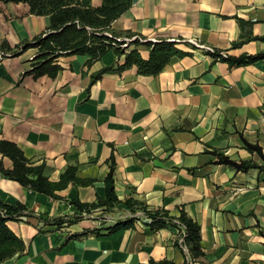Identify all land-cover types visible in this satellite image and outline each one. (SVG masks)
I'll return each instance as SVG.
<instances>
[{"label": "crops", "instance_id": "1", "mask_svg": "<svg viewBox=\"0 0 264 264\" xmlns=\"http://www.w3.org/2000/svg\"><path fill=\"white\" fill-rule=\"evenodd\" d=\"M49 24L48 15L31 13L26 2L0 0V53L7 54L0 55V137L35 164L44 162L50 180L75 166L87 182H68L52 197L0 169V202L19 201L30 212L7 221L23 247L0 264H149L163 258L264 264V58L229 65L194 43L235 56L264 50V40L256 38L264 36V0H131L111 22L125 52L136 47L150 56L151 46L134 45L129 33L143 41H175L184 51L155 74L140 73L135 64L117 70L125 55L109 48L91 61L88 54L63 53L54 61L60 66L55 75H36L30 69L38 49L13 50ZM247 144L260 146L263 156ZM220 155L258 167L239 170ZM0 161L12 167L1 153ZM111 163L120 200L175 216L183 211L199 226L201 252H192L186 240L183 251L172 225L152 229L140 219L109 232L129 215L123 204L72 219L78 212L72 199L105 197ZM55 218L72 221L57 226Z\"/></svg>", "mask_w": 264, "mask_h": 264}, {"label": "trees", "instance_id": "2", "mask_svg": "<svg viewBox=\"0 0 264 264\" xmlns=\"http://www.w3.org/2000/svg\"><path fill=\"white\" fill-rule=\"evenodd\" d=\"M3 1H23L29 6V11L38 15H48L50 24L41 34L35 36L32 40L24 41L15 46L13 53L22 51L28 47H36L37 54L31 59V69L34 74L39 75L47 73L55 75L60 66L54 61L63 54L82 53L88 54V60L99 58L107 49L113 48L117 52L124 53V63L118 65L117 70L135 64L138 71L143 74H155L159 72L167 63L170 56L181 55L184 51L175 46V41L169 40H140L132 39L134 45L145 42L151 46L150 56L143 58L136 47L124 51L121 43L123 40H117L114 32L111 30V22L123 13L131 4V0H102L99 6H94L89 2L81 0H3ZM105 32H110L107 35ZM134 34L129 33V37ZM139 36V35H136ZM140 37V36H139ZM255 37V36H254ZM143 38V37H141ZM264 40V36L256 37ZM243 40L233 43L238 46ZM12 49V48H10ZM211 55L214 60L227 61L229 65H239L251 63L264 58V50L257 53H241L238 56L228 54L223 50L214 47L213 51H205ZM109 68H105L107 70ZM102 72V71H101ZM100 75V73H97ZM251 151H257L263 156L261 148L258 145L247 144ZM0 153L8 156L12 160L11 168H4L0 161L1 171L9 178L17 180L22 185L35 191L57 197L56 190L64 188L68 182L85 183L87 181L80 179L76 174L75 166H68L59 179L50 180L43 172L44 162L35 164L28 158L23 149L14 141L0 137ZM264 157V156H263ZM219 160L227 163L239 170H246L252 167H258L253 160L233 161L224 155H220ZM114 166L111 163L110 169L104 179L105 197H98L93 202H82L78 198L72 199L78 212L72 219H79L82 214L92 213L97 209L104 211L119 208L123 204L126 210L131 213L141 212L140 215H133L125 219L116 220L111 226L107 227L109 232L120 228L131 227L137 219L150 218L146 222L152 229H157L165 225H172L180 228L179 223L185 225V240L192 252L200 253V234L199 226L195 221L189 218L183 211L179 215H171L165 209H150L145 204L131 198L120 200L114 190ZM25 204L17 201L14 203L0 202V261L14 255L23 247L22 240L8 227L7 221L11 219H20L22 216L29 215ZM72 220L66 218H55L53 223L59 226L63 222L70 223ZM99 228L93 229L97 232ZM176 242V241H175ZM149 264H186L176 263L173 260L163 258L158 261L150 260Z\"/></svg>", "mask_w": 264, "mask_h": 264}, {"label": "built area", "instance_id": "3", "mask_svg": "<svg viewBox=\"0 0 264 264\" xmlns=\"http://www.w3.org/2000/svg\"><path fill=\"white\" fill-rule=\"evenodd\" d=\"M137 37H138V39L143 40V38H141L139 36H136V35H133V36H131L129 38H126V40H132V39H135ZM194 43L195 44H198L199 46H201L202 48H204L205 51H213L214 50V47L211 46V45L199 44L197 42H194ZM125 44L126 43L123 42V43L120 44V46H124ZM0 55H7V54L6 53H0ZM128 212H129V215L123 217V219L124 218H127V217H131L133 215H140L141 214V212H136V213H131L130 211H128ZM137 220H140V219H137ZM144 220H146V222H150V218H146ZM174 221L180 225L179 233H178V236H177L178 244L183 249V251H185L187 253L188 252V245L185 242V237H186L185 225L179 223V221L177 219H175ZM187 264H194V263L192 261L188 260L187 261Z\"/></svg>", "mask_w": 264, "mask_h": 264}, {"label": "rangeland", "instance_id": "4", "mask_svg": "<svg viewBox=\"0 0 264 264\" xmlns=\"http://www.w3.org/2000/svg\"><path fill=\"white\" fill-rule=\"evenodd\" d=\"M128 38H129V37H128ZM100 214H103V213H100ZM103 218H104L103 216L100 217L101 220H103Z\"/></svg>", "mask_w": 264, "mask_h": 264}]
</instances>
